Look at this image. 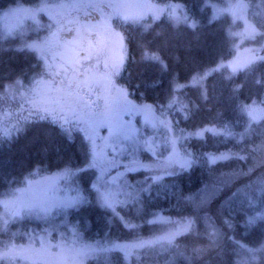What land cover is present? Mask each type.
I'll list each match as a JSON object with an SVG mask.
<instances>
[{"label": "trees", "instance_id": "1", "mask_svg": "<svg viewBox=\"0 0 264 264\" xmlns=\"http://www.w3.org/2000/svg\"><path fill=\"white\" fill-rule=\"evenodd\" d=\"M38 1L0 0V10ZM154 1L182 3L198 23H177L168 14L154 21L147 18L144 23L116 22L128 51L118 82L135 103L156 105L159 114L171 118L178 133L208 125L231 133L182 138L180 147L190 158V166H175L158 181L149 176L143 186L148 191L140 192L142 211L136 207L138 203H129L114 212L100 205L97 191L91 187L95 172L87 165L92 154L81 133L70 134L49 118L22 124L16 120L11 135L0 130V199L23 187L25 178L50 175L65 167L80 169L74 183L86 199L67 213L68 221L86 240L152 238L167 233L178 219L194 218L190 231L172 244L145 245L127 260L119 251L95 255L86 264H264V217L257 216L264 212V118L251 123L243 111L245 104L264 105V0H246L256 32L240 45L232 34L240 23L227 13L213 16L211 4L224 0ZM18 45L19 38L0 39V88L17 78L29 85L41 75L38 56ZM245 47L254 57L244 67L236 72L216 68ZM209 69L214 71L206 78L189 84ZM222 152L230 153L226 160L209 162V155ZM37 168L39 175L35 174ZM143 173L145 170L137 175ZM133 175L136 173H130ZM209 192L213 194L211 201L197 208ZM186 196L193 200H185ZM155 213L173 218L175 224L148 223ZM249 217H254L255 223H249ZM55 218L63 219L59 213ZM125 222H135L137 227L130 229ZM49 224V220L15 217L7 230L0 232V242L21 244L26 240L25 232L42 230Z\"/></svg>", "mask_w": 264, "mask_h": 264}, {"label": "rangeland", "instance_id": "2", "mask_svg": "<svg viewBox=\"0 0 264 264\" xmlns=\"http://www.w3.org/2000/svg\"><path fill=\"white\" fill-rule=\"evenodd\" d=\"M94 6L95 12L101 13L100 16H96L92 13L86 14V12ZM211 6L213 7L214 17H219L220 15L227 13L233 21L240 23V26L232 31L233 36L238 40L237 45H240L246 38L254 37L256 28L248 17V4L246 0H224L221 4H211ZM10 8L22 9L19 14L21 22H19L18 26L13 28L11 32H9L8 29L0 23V36H2L3 39L13 37L19 38V48L29 41H43L52 32L59 31L60 39L68 40L75 35V29L78 26H88L93 29V31L85 33V35L95 44L93 52L95 53V60H85L83 63L85 66H94L99 72L107 73L111 77V84L107 90L97 87L96 92L99 93V95L90 94L91 99L94 101L93 111L98 115L95 123L96 144L97 146L104 148L106 156L110 158L114 165L113 167L108 168V170L104 173V182L99 185L101 189L111 188L115 190L118 185L126 188L127 185L125 184V180L131 182L137 190L143 189L144 181L149 176L153 177L154 175H159L161 177L175 166H190V158L182 152L180 147V140L182 138L204 137L208 132L213 134L231 133L229 130L227 131L216 125H208L197 130L178 133L174 128L171 118L159 114L157 112L156 105L152 103H135L129 97L127 88L118 82V77L124 68L128 51L125 35L121 30L116 29V22H126L128 20L135 23H144L145 20H148L147 18H151L154 21L159 19L162 15L168 14V16L177 23L181 22L195 26L198 21L189 17L182 3H158L154 0H39L33 5H11L0 10V12L7 11ZM76 10L83 13L77 14V17L80 19L79 22V19L76 16L75 17L77 19L73 17V15H76ZM90 15L92 17L91 19ZM65 16H69L71 20L75 21H65L63 25L62 17ZM94 17L95 19H93ZM105 21H107L111 27L101 28V34L98 36L96 26L98 24H103ZM31 51L36 54L34 50ZM253 57V52L249 47L240 48L234 59L221 62L216 68H225L236 72L251 61ZM49 59H51V57H49ZM40 65H42V70L40 72L41 75L35 78L31 84L25 85L19 79L22 83L20 85H16L15 94L9 96L5 93L3 98L0 99V130L4 133L5 130H7L6 135L8 136L11 135V132L16 130V124L18 123H16V120L21 121L18 124H22L24 121H31L34 118L40 117V115H35L31 119H23V117L28 115L31 107L27 103L29 96L22 95V93L31 94V90L37 79H51V76L44 70L41 59ZM213 71V69H209L202 77L198 76L194 78L189 84H195L196 80L199 78H206ZM16 80L10 83H14ZM4 85H2L0 91H3ZM260 109H264V105L257 102L245 104L243 106V111L248 116L251 123L264 118V114L259 112ZM250 110H255L254 114L257 118L254 119L252 115H249ZM114 116L117 117L122 124L120 130H116L112 126ZM110 127L112 128L111 131ZM65 129H70V134L79 132L84 136L75 122H70L65 126ZM197 133H202V135H197ZM105 138H108L107 142L105 141ZM84 140L89 144L92 154L90 140L85 139V137ZM221 154L230 155L229 152H222L216 156ZM177 157H188L189 160L187 166L178 163ZM92 159L93 156L91 155V160L88 163L87 168L94 169V183L99 172L97 167L92 166ZM133 160L150 164L153 167L144 169L145 173L140 175H137L138 171L136 172V175L131 177L130 173L132 172H126L125 170L126 168L132 166L129 162ZM97 164H99V161H97ZM101 167H106V164L101 165ZM77 172V170H71L67 176L59 177L53 191L60 197H64L66 195L75 196L76 189H79V187L74 183V176ZM121 172H124L125 175L119 176L118 174ZM53 174L54 173L48 176ZM113 177H116L115 182L112 180ZM39 179L40 177L31 180L35 181ZM26 187L27 183L23 187L11 190L1 199H13L20 195V193L16 191L17 189ZM96 197L98 199L97 192ZM123 198V195L118 197V199ZM79 204L80 203L67 209L57 207L53 209L47 218L38 216L35 212H30L27 208H23L19 215L11 216L2 204H0V213H3L4 218L8 220V224L12 223V220H14L15 217L50 221V224L42 230L36 228L37 230L31 229L29 232H25V242L21 244L16 243L18 246L31 243L35 249H40V237H45V244L47 245L48 250L34 255L32 264H73L72 253L69 251H65L63 253L61 252L59 247L61 241H64L65 245H71L74 248H80L83 245H94L96 249L109 247L114 242L122 244L132 242L115 240H86L78 231L76 226L68 221L67 212L70 209L77 207ZM128 204L129 203L117 204L116 208L118 206H127ZM103 207L109 208L106 205ZM58 213L62 214L63 219L57 220L55 218ZM159 217L167 218L169 216L160 213L157 214L156 217L152 218V220L162 223H170L172 225L175 224V220L167 222ZM175 227L169 226L167 232ZM73 229H75V233L72 231ZM166 242L167 241H162L160 243ZM115 251L124 253L119 248H111L109 251L100 250L91 252L85 257V264L88 258L94 257L95 255L100 256L104 253L110 254ZM17 264H29V262L18 258Z\"/></svg>", "mask_w": 264, "mask_h": 264}, {"label": "snow or ice", "instance_id": "3", "mask_svg": "<svg viewBox=\"0 0 264 264\" xmlns=\"http://www.w3.org/2000/svg\"><path fill=\"white\" fill-rule=\"evenodd\" d=\"M21 11V8H10L7 11L0 12V23L11 32L21 22L19 18ZM104 27L110 28L111 26L107 21L96 26L98 36L101 34L100 29ZM91 31H93L91 27L78 26L75 29V35L71 39L61 40L59 31H56L50 33L43 41L33 40L21 46V48L26 47L29 50H34L38 58L42 60L44 70L51 76V79H37L30 95L22 93V95L29 96L27 103L31 107L28 115L23 117V119H31L39 113L41 120L51 118L53 123L58 121L61 129L69 133L71 130L65 129V125L75 122L79 126L80 132L84 134L85 139L91 142L92 166L97 167L99 172L96 181L92 183L91 187L96 189L101 206L106 205L115 212L117 204L138 203V210L142 211L143 204L139 203L141 199L140 192L148 191V188L137 190L128 180H125L126 188L119 185L115 190L111 188L101 189L99 187L104 182V173L114 165L110 158L106 156L104 148L97 146L95 141V123L98 115L93 111L94 101L91 99V95H99L96 92L97 87L107 90L111 84V77L107 73L99 72L94 66H85L83 63V61L90 59L95 49V44L85 35V33ZM0 39H3V37L0 36ZM21 83L18 78L14 83H6L3 91H0V99L3 98L5 93L9 96L14 95L16 85H20ZM254 112L255 110H250L249 115H252L255 119L257 116ZM259 112L264 114V109H260ZM112 126L116 130H120L122 127L121 122L115 116L113 117ZM111 130L112 128L110 127ZM5 134H7V130H5ZM197 135H202V133H197ZM107 139L105 138L106 142ZM227 158L228 154H221L219 156L209 155V162L215 164L218 160H226ZM188 160V157H177V162L184 166H187ZM97 161H99V164H97ZM129 163L132 166L126 168V172L136 173L140 170L153 167L150 164L141 163L137 160L130 161ZM104 164H106V167H101ZM70 171L68 167H65L51 176H42L39 180L33 181L25 178L27 187L16 190L20 195L10 200L0 199V204L4 206L11 216L19 215L23 208H27L30 212H35L38 216L47 218L53 209L57 207L67 209L78 203H83L86 198L78 188L76 189L75 196L66 195L60 197L53 191L58 178L67 176ZM77 171H80V169H77ZM35 174L39 175L38 168L35 170ZM118 175L124 176L125 173L121 172ZM160 178L159 175L152 177L154 181H158ZM112 180L115 182L116 177H113ZM261 184H264V180L261 181ZM121 195L124 198L118 199ZM212 198L213 194L209 192L206 196H202L195 206L197 208L203 206L209 203ZM185 200L191 201L193 198L186 196ZM116 214L119 215V213ZM156 215L155 213L153 216L156 217ZM257 216L264 217V212L257 213ZM159 218L167 222L173 219L171 217ZM121 220L123 221L124 218L121 217ZM125 223L126 227L130 229L137 227L135 222ZM148 223H154V221L148 220ZM193 223L194 218L192 216H185L182 219L176 220V227L163 235H157L151 239L141 238L138 241L134 240L123 244L114 242L109 247L103 249H96L94 245H83L80 248H74L71 245H65L64 241L60 242L59 247L62 253L65 251L72 253L73 264H85V257L89 253L100 250L109 251L111 248H119L124 252L125 259L127 260L131 256L136 255L135 249L143 247L145 244H157L162 241L172 244L179 235L189 232ZM249 223H255V218L249 217ZM7 225L8 220L4 218L3 213H0V232L6 231ZM72 231L75 233V229ZM213 232H215L214 229ZM40 240V249H35L31 243L18 246L14 240L0 242V264H17L18 258L32 264L34 255L48 250L45 244V237L41 236Z\"/></svg>", "mask_w": 264, "mask_h": 264}, {"label": "flooded vegetation", "instance_id": "4", "mask_svg": "<svg viewBox=\"0 0 264 264\" xmlns=\"http://www.w3.org/2000/svg\"><path fill=\"white\" fill-rule=\"evenodd\" d=\"M95 14V13H94ZM92 17L90 16V19H91ZM93 19H95V17L93 18ZM92 21V20H91ZM95 40V39H94ZM94 52V51H93ZM85 55H86V53H85ZM90 59H94L95 60V53H93L92 54V56L90 57ZM90 59H88V60H90Z\"/></svg>", "mask_w": 264, "mask_h": 264}]
</instances>
